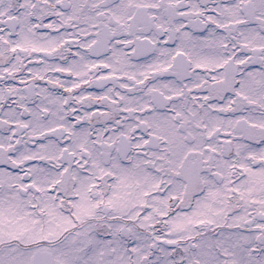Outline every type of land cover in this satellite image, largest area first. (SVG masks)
I'll use <instances>...</instances> for the list:
<instances>
[{
	"label": "snow or ice",
	"instance_id": "6c2138e0",
	"mask_svg": "<svg viewBox=\"0 0 264 264\" xmlns=\"http://www.w3.org/2000/svg\"><path fill=\"white\" fill-rule=\"evenodd\" d=\"M0 264H264V0H0Z\"/></svg>",
	"mask_w": 264,
	"mask_h": 264
}]
</instances>
